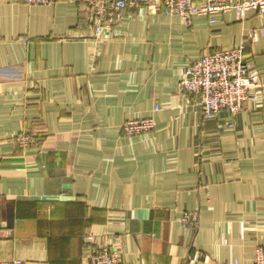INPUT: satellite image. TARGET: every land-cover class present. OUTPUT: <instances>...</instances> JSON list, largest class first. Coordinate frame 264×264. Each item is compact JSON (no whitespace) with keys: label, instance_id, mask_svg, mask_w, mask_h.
Returning <instances> with one entry per match:
<instances>
[{"label":"crops","instance_id":"0c3cea01","mask_svg":"<svg viewBox=\"0 0 264 264\" xmlns=\"http://www.w3.org/2000/svg\"><path fill=\"white\" fill-rule=\"evenodd\" d=\"M116 19L96 37L85 3L0 0V261L90 264L109 245L121 264H250L264 246V95L206 118L180 80L240 44L264 79V14L187 26L152 5ZM149 117L153 131L123 133Z\"/></svg>","mask_w":264,"mask_h":264},{"label":"built area","instance_id":"2783aa9c","mask_svg":"<svg viewBox=\"0 0 264 264\" xmlns=\"http://www.w3.org/2000/svg\"><path fill=\"white\" fill-rule=\"evenodd\" d=\"M28 5L50 6L58 0H23ZM85 3L90 13L93 35L99 37L104 29H111L117 16L127 8L158 6L164 14L181 18L190 26L196 15H209L226 10L244 14L256 10L264 14V0H75ZM158 4V5H157ZM215 20H212L214 22ZM183 93L199 98L202 114L212 118L221 111L232 114L244 109L249 102H257L264 95V79L257 69L245 61V44L224 48L203 55L194 61L180 80ZM233 126V124H230ZM153 118L130 119L123 123L127 136L144 134L154 130ZM17 140L26 148L34 144L31 133L21 132ZM1 206V199H0ZM183 221L191 226L198 224V214L187 212ZM90 264H121L120 251L112 246H98L89 256ZM0 264H14L3 262ZM250 264H264V246L256 248Z\"/></svg>","mask_w":264,"mask_h":264}]
</instances>
